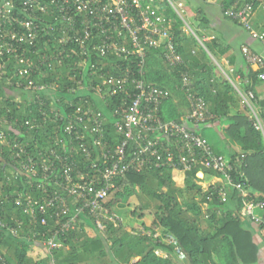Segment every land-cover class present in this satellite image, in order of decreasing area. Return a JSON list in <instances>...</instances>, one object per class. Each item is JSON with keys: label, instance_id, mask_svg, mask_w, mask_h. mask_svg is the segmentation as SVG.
Segmentation results:
<instances>
[{"label": "trees", "instance_id": "trees-1", "mask_svg": "<svg viewBox=\"0 0 264 264\" xmlns=\"http://www.w3.org/2000/svg\"><path fill=\"white\" fill-rule=\"evenodd\" d=\"M219 1L223 13L234 3L238 7L251 3L247 22L252 29L253 13L258 16L264 13L261 12L264 10V0ZM40 2L49 5V12L44 16L47 24L66 29L67 22L61 19L62 14L57 5L49 0ZM157 3L171 22L172 41L175 51L182 58V63L169 67L162 59L160 48L149 49L144 60L145 74L139 78L141 77L145 84L152 83L168 92L169 97L163 101L158 111L162 121L181 122L206 140L204 134L190 127L202 128L205 123L194 124L184 118L189 107L181 89L180 74L186 72L191 76L193 91L204 99L209 113L216 116L214 119L217 123L225 120L224 124L220 123L218 134L225 140L228 155L224 156L211 147L215 153L228 159L232 181L241 183L242 188L226 185L225 176H222V182L203 187L201 181H207L212 176V171L196 163L190 170L185 171L182 186L174 184L170 168L130 171L124 176H115L112 179L114 185L105 204L110 211L120 214L121 211L116 208L118 203H128L129 198L134 196L139 206L132 210V215L139 219L145 215L152 217L150 226H145V229L150 230L149 234L127 231L122 225L114 226L108 220L105 221L106 229L103 234H98L93 219L84 212L79 215L81 222L76 223L79 227L65 234L67 248L47 252L39 240L42 234L46 233L48 236L56 229V220L52 217L55 208H45L43 213L36 206L35 217L25 212L23 196L29 195L41 202L44 194L40 184L46 180L40 179V173H37L38 177L31 175L22 162L31 154L36 156V160L40 155L43 159L58 164L57 155L62 153L56 137L64 135L63 128L70 117H82L80 122L77 120L74 124L78 126L79 131H83L84 127L89 128L97 123L94 119L97 112H100V121L106 118L112 121L115 118L113 110L123 109L119 104L121 99L126 97L125 93L107 94L105 98H101L96 90L86 91L79 88L77 81L81 79V83L87 87L90 82L101 83L98 77L101 72L109 70L116 76L117 73L124 72L126 67H131V64L134 70L137 69L136 59L130 64L122 57H113L103 64L95 51L90 50L91 46H87L86 52L82 53L73 42H61L62 34L58 29L45 37H37L35 46H29L36 51L40 47L47 55L39 64L36 74L35 70L26 74L19 73L14 61L9 60V54L0 58L3 64L0 76V218L8 226L19 225L24 228L20 231V236L16 237L6 228L0 227V264H44V261L51 264V258L56 264L256 263L259 242L254 235L257 234L264 241V219L257 212L264 209V140L261 132L252 125L248 108H236L237 96L233 87L226 78L215 73L217 65L213 63L210 55L217 59L226 58L234 66L233 76L239 77L238 85L242 91L253 92L262 117L264 97L260 99L256 95L255 87L263 79L259 75L264 72V64L253 70L243 56V64L238 66V52H235V46L216 37L204 38L199 26H203L206 18L199 17L198 22H195V19L190 20L188 25L193 31L190 34L185 31L183 20L167 0H157ZM232 21L236 22L233 19ZM257 31L264 32V28ZM75 32L77 34V28ZM243 45L259 54L246 44L240 45L239 54L242 53ZM36 55L38 57V54ZM84 57L88 59L83 64ZM104 75L106 76V73ZM30 78L35 79L36 85L45 87L27 88L26 84ZM16 80H21L23 84L18 87ZM130 86L133 87L134 83L128 80V87ZM128 91L131 95L134 92ZM107 130L109 142L114 141L117 134L110 123L105 125V132ZM232 144L239 147L235 148ZM21 148L24 152L20 151ZM66 155L67 161H73L81 169L89 168L93 160L80 153L78 148L74 149L72 154L66 152ZM198 172L204 174L203 179L197 176ZM217 188L226 191V201L219 199ZM67 200L69 201L70 197H67ZM72 204L69 202L70 211L73 210ZM256 204L260 205L257 209L254 207ZM252 215L259 217L258 221L252 218ZM42 218L46 220L45 224L41 222ZM85 227L91 230V234L85 232ZM155 228L159 229L160 235L155 236ZM169 237L175 238L176 242L162 240ZM34 243L42 246L45 251L43 256L34 257L30 254L35 250ZM157 249L164 250L167 255H157ZM177 250L183 253V258H179ZM82 252L87 258H91L87 261L81 260L79 255ZM174 254L184 261H177ZM135 257H138V260L131 263Z\"/></svg>", "mask_w": 264, "mask_h": 264}, {"label": "built area", "instance_id": "built-area-1", "mask_svg": "<svg viewBox=\"0 0 264 264\" xmlns=\"http://www.w3.org/2000/svg\"><path fill=\"white\" fill-rule=\"evenodd\" d=\"M49 1L57 5L62 14L61 19L67 22L66 29L47 24L44 16L49 12V5L41 4L40 0H0V58L4 54L11 55L9 60L14 61L19 73L26 74L30 70H35L36 74L39 64L47 55L40 47L36 51L29 46H35L37 37H45L46 34L56 32L58 29L62 34L61 42H73L82 53L86 52L87 46H91L90 50L95 51L103 64L113 57H122L130 64L136 59L137 69L134 70L131 64V67H126L124 72L117 73L116 76L109 70L101 72L98 74L101 83L90 82L87 87L81 83V79L77 81L79 88L86 91L96 90L101 98H105L107 94L125 93L126 97L121 99L119 104L123 109L113 110L115 118L112 121L107 118L100 121V112H97L94 116L97 123L89 128L84 127L83 131H79L78 126L74 124L77 120L80 122L82 117L80 115L70 117L63 128L64 135L56 137L62 153L57 155L58 164L43 159L39 154L40 158L37 160L36 156L29 154L26 161L22 162L31 175L38 177L37 173H40V179L46 180L40 184L44 194L41 202L29 195L23 196L25 212L35 217L36 206L43 213L46 211L45 208L51 206L55 208L52 217L56 220V229L48 236L46 233L42 234L39 240L47 252L67 248L65 234L79 227L76 223L81 222L79 215L84 212L93 219L96 230L100 233L106 229V220L114 226L121 225V215L110 211L105 201L114 185L112 179L115 176H124L130 171L166 168L186 171L196 163L212 171V178L210 177L212 181L206 188L216 182H222V176H225L226 185L242 188L241 183L232 181L228 159L215 153L209 142L181 122L161 120L159 107L169 94L152 83L145 84L141 78L145 74L144 60L149 49L160 48L162 59L169 67L182 63V58L175 51L172 41L171 22L159 9L157 0ZM167 1L170 3V0ZM251 8V3L241 7L234 3L224 13L242 24L252 37L264 42V32L252 29L247 22ZM184 25L191 30L185 20ZM242 53L246 63L257 68L264 64L263 58L245 45L242 46ZM87 59L84 57L82 63L84 64ZM2 68L3 64L0 61V76ZM259 76L264 79V72ZM180 77L181 89L189 107L184 118L194 124L206 123L213 116L209 113L204 99L194 93L193 82L188 73L182 72ZM128 80L134 83L133 87H128ZM15 84L19 87L23 83L16 80ZM26 87L42 89L45 86L36 85L35 79L30 78ZM235 89L243 105L248 108L252 125L261 132L264 140V117L260 115L256 106L255 95L251 91ZM128 90L134 91L133 94H129ZM106 123H110L117 134L112 142L108 140L109 131L105 132ZM76 148L84 156L93 159L89 168L81 169L73 161H67L66 152L72 154ZM20 151L24 152V149L21 148ZM203 177L202 173L201 179ZM217 195L221 201L227 200L223 188H217ZM67 197H70L69 201ZM69 202L73 203L71 211ZM259 206L256 204L254 207L257 209ZM252 218L258 221L259 217L252 215ZM41 222L45 224L46 220L42 218ZM0 227L6 228L16 237L20 236V231L24 229L19 225L8 226L1 218ZM140 232L149 234L150 230L141 228ZM165 240L176 242L173 237ZM177 254L179 258L184 257L178 250ZM51 264H56L52 258Z\"/></svg>", "mask_w": 264, "mask_h": 264}, {"label": "crops", "instance_id": "crops-1", "mask_svg": "<svg viewBox=\"0 0 264 264\" xmlns=\"http://www.w3.org/2000/svg\"><path fill=\"white\" fill-rule=\"evenodd\" d=\"M200 1H201V5L197 6V9H195L194 7H192V4L189 0H174V2H176L181 9L183 8L182 10H185L187 12L188 17H189V23H190V20L193 21L194 19H195V22L196 21L198 22L197 19L199 17L206 18V22L202 23L204 27L199 26V30L203 33L204 38L210 39V38L216 37V38L221 39L225 43L231 44L237 48V50L235 52H238V53H236V63L238 66H242V64H243L242 63L243 55L241 52L239 54V50H238V48L240 47L241 44L248 45L250 48H252L253 50L257 51L259 54H261L264 58V43L257 40L256 38H253L250 35V33L242 25L237 24L236 22L232 21V19L227 18L224 15L225 13H223V11H222L221 3L219 0H200ZM262 11H264V10L262 9L261 12ZM251 25L255 30H261L262 28H264V13H262L260 16L253 13ZM241 55H242V57H241ZM210 57H211V60L213 61V63L215 65H217V69H219L222 72L223 77L226 78L231 83L233 90H234V93L237 96L236 98L239 99L241 102V104L239 103L241 108H244L243 102L241 101V99H240V97H239V95L235 89V88H237V89L241 90L240 86L238 85V81H239L238 78L239 77L233 76L234 66L231 65L228 62V59H226V58L218 57V59H217V58L213 57L212 55H210ZM250 67L253 70L258 69L256 66H253V65H250ZM229 69H231V71H229ZM215 73L217 74L216 70H215ZM261 80L262 81L260 83H258L255 87L256 95L260 99L262 97H264V79H261ZM237 109H239V108H237ZM231 114H233V113H231ZM212 116L213 117L211 119H209L204 124L205 126L203 125L204 127L202 126V128H200L198 126H190L191 129L198 130L203 135L204 134L203 129L205 127L213 126L216 128L217 132H220L219 129L221 127V125H220L221 120L217 123L216 119H214L216 116H214L213 114H212ZM218 135L221 138L220 142H223V144H225V142H224L225 140H223V138L221 137L220 134H218ZM205 139L207 142H209L207 137H205ZM211 146H213L214 150H216L217 152L222 154V152L216 148V145L213 144ZM233 147L238 148L239 146L233 145ZM198 173H200L202 175V172H198ZM198 173H197V176L200 177V175H198ZM174 176H176L177 179L179 180V182L181 184H183L185 171L180 170V169L172 170L173 181H174ZM211 178L207 179V181L203 180L206 183V185L212 181ZM213 180L215 181L216 179L214 178ZM263 215L264 214H262L261 217L264 219ZM147 216H149V217H147ZM131 218H134V216L133 217L130 216V219ZM151 221H152L151 216L145 215V217H143L141 219L138 218L135 221H134V219L133 220L131 219L128 222V224L123 223V225H122L123 221L121 218V225H122L123 229L130 231V232H133V231H140L141 228L145 229V226H150V224H147V223H149V222L151 223ZM125 225H127V226H125ZM128 226H131L133 229H129ZM146 230L149 231L148 229H146ZM85 232L87 234H91L90 233L91 230H89L87 228L85 229ZM97 232H98V234H103V233H100L99 231H97ZM155 234L157 236L160 235V231L158 228H155ZM254 238L257 239V241L259 242V244H258L259 245L258 259H257L255 264H264V241L257 234L254 235ZM162 240H165V239L163 238ZM108 244H110V242ZM34 247L37 248V250L39 249L40 251L41 250L44 251L42 246L39 244L34 243ZM30 253L32 255L35 252L33 250ZM44 254H45V251L43 252V255ZM157 255L165 257L167 254L164 250L157 249ZM79 256H80L81 260L85 259V261H87V259L91 258V257L87 258L85 256L84 252L80 253ZM174 258L176 260L178 259L175 254H174ZM137 260H138V257H135L131 260V263H133ZM178 260L180 262L184 261L183 259H178ZM44 264H46V261H44Z\"/></svg>", "mask_w": 264, "mask_h": 264}, {"label": "rangeland", "instance_id": "rangeland-1", "mask_svg": "<svg viewBox=\"0 0 264 264\" xmlns=\"http://www.w3.org/2000/svg\"><path fill=\"white\" fill-rule=\"evenodd\" d=\"M192 4V7H194L195 9H197V6L201 5V1L200 0H189ZM170 5H171V8L179 15V17L183 20H185V22L188 24L189 22V17H188V14L185 10H182L178 4L176 2H174V0H170ZM185 31L188 32V33H193V31L189 30L187 27H185ZM199 41H201L199 39ZM216 72H217V75L219 76H223L222 72L219 70V69H216ZM224 78V77H223ZM235 103H236V108H241L240 104V100L236 98L235 100ZM240 103V104H239ZM234 112V110H232ZM220 123H225V120H222ZM201 133V132H200ZM203 133H204V136L208 138L209 140V143L211 145H216V148L218 150H220L222 152V154L224 156H227V149H226V145L223 144V142H220L221 141V138L219 137L218 135V132L216 130L215 127L213 126H207L203 129ZM198 175H200V177L202 176L200 173H198ZM202 183V186L203 187H206V183L204 181L201 182ZM174 184L176 185H180L182 186V184L179 182V180L177 179L176 176H174ZM128 203L126 202H120L118 203V205L116 206V208H118L121 212H120V215H121V218H122V225L123 223H127L132 219L137 220L138 218L134 216V218H131L130 219V216L133 217L132 215V210L136 207L139 206L138 204V200L135 199L134 196H131L129 198V200L127 201ZM258 213H260L261 215L264 214V209H261V210H257ZM145 217V216H144ZM149 217V216H147ZM152 219V217H151ZM147 224H151L150 222L147 223ZM127 226V225H125ZM129 229H133L131 226H128ZM35 253H33L32 255L34 257H39V256H43V252L42 251H39V249L37 250V248H35L34 250ZM31 254V253H30Z\"/></svg>", "mask_w": 264, "mask_h": 264}]
</instances>
